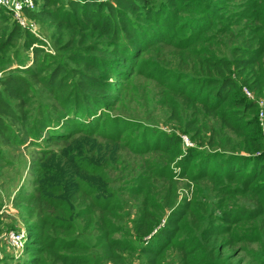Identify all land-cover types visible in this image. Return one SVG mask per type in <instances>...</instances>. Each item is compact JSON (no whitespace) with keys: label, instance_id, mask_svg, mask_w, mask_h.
<instances>
[{"label":"trees","instance_id":"trees-1","mask_svg":"<svg viewBox=\"0 0 264 264\" xmlns=\"http://www.w3.org/2000/svg\"><path fill=\"white\" fill-rule=\"evenodd\" d=\"M39 1V7H24L22 12L29 18L48 20L61 31L89 29L105 37L110 43L105 45L101 52L107 58L95 60L92 65H86V63L93 58L89 57L86 51H78L83 54L77 57L79 62L88 69V73L80 70L73 71L76 76L74 83L76 89L72 92L76 94L75 91H77L80 95L77 98H74V95L73 98L80 102L69 105L67 101L63 104L60 113L46 112L43 115L46 121L42 123L45 129L49 128L46 129L47 133L45 132L46 136H44L43 129L39 127L38 132L33 133L36 140L43 136V139L47 138L51 142L54 139L61 142L81 133L84 136H93L94 142H96V136L115 143L124 141L133 152L156 150L168 157L162 167L151 166L149 170L151 175L155 174L169 181L177 177H186L190 181L207 177L216 180L220 186L223 185L224 191L233 196L246 192L252 194L253 198L256 196L255 207L252 209L238 206L235 209L218 207L222 211L216 213L218 215L214 218L220 225L213 224L212 217L205 220L203 213L198 212L200 216L194 213V220L200 230L199 233L192 234L185 223L188 216H192L193 206L201 207V202L190 197L176 204L177 194L171 189L169 197L161 207L159 202L145 191L149 187V176L144 171L139 176L137 184L129 187L132 194L143 195L139 215L133 223V238H114L112 234L121 229L114 226L110 218H104L105 250L108 251L109 258L115 263H121L122 252L138 250L139 254L144 256L146 264H161V259L165 257L166 252L177 248L182 252L181 264H264V240L261 249L247 252L243 260L237 259V254L233 253L234 239H224L225 234L231 233L233 226L239 227L243 221H256L264 216V185L259 184L264 170V154L262 153L264 141L259 127V106L257 101L249 99L241 88L243 84L255 92L264 89V0H251L250 5L253 6L254 16L247 15L255 22L254 28L251 32L249 31L252 36L248 34L241 38L242 35L237 33L243 45L238 44L233 47L231 51L233 57L211 55L204 58L199 67L194 65L196 69L189 64L179 63L178 67L184 68L185 70L182 71L185 73L178 75V80L169 88L172 93L180 95L194 106V109H196V102L201 104L203 112L215 116L221 127L244 136V141L239 148L243 152L231 150V152L222 153L216 150L219 144L213 141L215 133L211 135L208 143L203 138L192 146H184L178 133L155 130L149 124L141 126L144 130L142 135L138 134V145H133L131 139L122 138L124 131L131 125L130 121L121 122L120 118L109 115L101 108L108 105V100L115 92L116 87L113 83L121 77L124 68L132 64L131 51L144 52L142 42L151 36L147 29L161 30L164 35L153 39L165 42L172 33L174 35L183 31L177 36V42L186 43L197 40L190 43L191 46L190 44L182 46V48L190 46L191 51L196 55L195 44L203 40L202 37L198 39L199 34L204 35L208 30L217 28V24L223 19L217 10L221 12L223 7L220 9L212 7L210 10L205 0ZM2 10L0 7V16L6 18ZM186 14H190V17ZM235 20L230 23L228 20L226 25H230L227 27V33H232L230 28L236 22ZM224 29L225 25L223 29L219 28V33ZM22 32L24 31L16 20L10 25H5L4 32L0 35V72L5 73L4 69L11 67L14 62L21 65L17 59L20 54L17 51H11L10 48L19 41ZM34 46L32 47L34 50L39 48L38 45ZM32 63L31 66L24 68L15 67L16 74H13L12 70L6 71L8 75L0 78V133L9 143L22 144L26 140L23 136L26 135V138L31 133V129L29 130L25 124L18 132L12 125L22 122L23 107L28 101L24 98L29 91V82L23 74L17 73H25L39 80L49 73L46 80L53 91L65 93L69 88L68 80L64 78L67 72L63 67L58 65L48 70V67L44 65L47 63L46 57ZM43 70H46L44 74ZM100 71L107 73L100 75ZM169 106L174 117L179 120L176 104L171 101ZM261 110L264 114V106ZM57 118L62 120L60 125ZM151 131L155 133L152 134ZM183 131H193L199 136L201 131L198 117L187 122V129ZM94 142L91 143L90 148L93 146L96 148L86 150V155H82V161L74 168L76 180L64 175L65 168L63 166L60 168L59 164L54 165L53 172L52 168L49 169L50 167L47 166L49 158L54 156L62 163L65 156L64 152L51 154V150L47 149L49 151H46L44 156L50 155L44 158L46 165L44 169H40L38 185L32 192L18 195L21 200H30L28 214L32 212V207L29 206L35 205L38 200H42L45 206L37 223L29 224L25 230L27 237L23 248L24 256L17 262L18 264H47L45 257L47 254L57 258L62 264H90V258L85 253L87 245L76 238L66 237L74 233L76 229L71 220L74 208L61 192L66 187L67 194L75 193L88 198V206L99 211L113 213L112 209L118 206L117 201L114 200V190L104 188L99 194L98 185L94 181V178L103 174L100 170H103L104 161L101 159H106L108 164L112 163V160L117 159L115 152L113 154L100 152L101 145ZM33 143L38 142L33 141ZM204 145H207L208 149H202ZM107 149L109 147L106 151ZM0 154L4 157L2 147H0ZM92 158H96L95 161L99 160V163L97 165L92 163ZM64 160L65 163L62 164L68 167L67 159ZM172 161H175L174 166H170ZM212 162L215 167H211ZM48 171L61 175L59 177L56 175L54 179L58 182L56 185L42 189L44 184H42V178H46ZM71 184L76 187L72 188ZM164 208L170 209L165 217H163L166 210ZM82 213L85 212L82 211ZM206 221L209 223L205 224ZM133 241L139 242L138 245H134Z\"/></svg>","mask_w":264,"mask_h":264},{"label":"rangeland","instance_id":"rangeland-1","mask_svg":"<svg viewBox=\"0 0 264 264\" xmlns=\"http://www.w3.org/2000/svg\"><path fill=\"white\" fill-rule=\"evenodd\" d=\"M209 5V9L217 10L223 16L222 21L217 24V28L208 30L206 34H199L198 39L202 37L203 40L198 41L195 46L197 54L194 55L190 49V46L196 41L191 42H177V36L182 32L173 33L167 37L168 41H155L156 37H160L163 34L161 30L147 29L148 36L144 39L142 46H144V52L131 51L130 55L133 57L132 64H128L120 78L115 81V92L108 100V105L101 108L103 111H107L109 115H114L120 118L121 122L130 121V127L124 132L123 139H131L133 145H138L139 135H142L144 130V124H149L153 129L173 131L178 133L182 138L184 146H192L198 143V140L203 139L205 142L211 139V135L215 133L214 140L219 147H216L218 153L231 150H243L241 145L244 141V136L235 134L219 125L215 116L208 115L203 112L202 106L199 103L196 104V109L180 95L172 93L169 89L172 84L178 80L182 70H185L180 64H189V66L199 67L200 62L206 57L213 55L214 57H233L231 51L234 46L242 44L241 38L246 37L249 31L254 28L255 22L249 19L247 14H251L253 17V6L251 7V0H205ZM39 0H0V7H2L3 14L6 18L0 16V35L4 32L5 25H10L16 20L24 32H22L19 41L10 48L11 51H17L20 54L17 57V62L10 67L4 69L5 73L0 72V78L8 75L9 70H12L13 74H16L15 67L24 68L31 66L35 60H43V57L47 60L44 64L48 67V70L60 65L65 69L67 74L64 76L68 80L69 88L65 93L59 91H53L46 80L49 73L38 78H32L25 73L23 77L29 82V91L26 98L27 104L24 105L22 122L12 124L15 130L21 131L22 126L25 124L31 129V133L25 138V142L22 144L9 143L0 133V147L4 151V157L0 154V264H14L21 261L24 256L23 248L26 241L27 232H24L25 237L21 240L18 246H11L10 233L12 231H25L27 226L32 223H37L40 214L45 210L44 202L38 200L32 207V212L28 214L27 208L30 200H21L20 193L32 192L33 188L38 185V179L40 178V169L45 167L44 156L46 151L51 150V154H58L64 152V158L62 163H65L64 159H67L68 167L64 166L56 157L48 159L47 166L49 169L53 168L55 164H59V167L65 168L64 175H67L69 179L76 180L74 175V168L82 161V155H86L85 151L96 148L91 147L93 136H84L81 133L74 135V138L66 139L65 141L52 142L43 139V136L36 140L33 133L38 132V128L41 127L42 134L45 135L46 127L42 122L46 119L43 115L52 112H62V106L69 101L71 104H79L80 101H75L80 95L75 91L74 83L76 76L73 71L80 70L88 73V69L81 64L77 57L83 55L80 51H86L87 55L91 58L86 65H92L93 61L104 60L107 56L101 54L103 47L110 43L105 37H101L99 34L87 30H59L54 23L48 20L29 18L23 12L22 8L39 7ZM190 17V14H186ZM231 17V19H230ZM187 19V17H186ZM236 19V20H235ZM233 20L236 22L231 25L232 33H227L226 25ZM225 29L222 31L219 28ZM155 28V27H154ZM222 31V32H221ZM238 34H241V38L238 39ZM264 34V32H263ZM236 35V36H235ZM249 36H252L249 34ZM173 40V42H171ZM35 42V43H34ZM189 47L182 48L183 45ZM33 45V46H32ZM38 45V49L34 50L32 47ZM243 45V44H242ZM193 49V48H192ZM79 51V52H78ZM23 56V57H21ZM194 66L193 69H196ZM45 67V68H46ZM46 70H43V74ZM107 72L100 71V75H105ZM185 73V72H184ZM187 75V74H186ZM198 77V75H197ZM110 81V78H108ZM240 81V79H237ZM1 81V80H0ZM112 83V82H111ZM111 86V87H113ZM244 94L251 100L257 101L259 106V127L260 134L264 141V114L261 107L264 106V89L260 92H255L249 89L246 85L241 86ZM70 92V93H69ZM249 96H248V95ZM67 95V96H66ZM75 95V97H74ZM74 97V98H73ZM73 98V99H72ZM173 101L178 109V119L174 117L170 108V102ZM85 107V106H84ZM83 107V108H84ZM262 112V115L261 113ZM176 115V114H175ZM57 117V116H55ZM195 117H198L200 125V135H196V132H185L183 129H187V122L193 121ZM61 119L57 118V122L60 125ZM21 123V124H20ZM214 130V132H211ZM154 131V130H152ZM151 133H155L152 132ZM47 133V132H46ZM194 133V134H193ZM139 134V135H138ZM137 135V137H136ZM194 135V136H192ZM96 144L101 145L100 152H109L113 154L115 152V161L107 163L106 159H101L103 163V174L94 178L96 181L97 192L104 188H111L114 190L115 201H117V207L110 211H99L92 209L88 206L89 200L86 197H81L79 194H67L66 187L61 192L69 200L71 207L74 208L72 215V221L75 224V231L70 235H66L68 239L76 238L83 244L87 245L86 255L90 258V264H146L143 255L139 254L138 250L130 252H122V262H113L108 255V251L105 250L106 241L105 234L106 228L104 218H110L111 223L114 226L119 227V232L113 233V237L127 239L133 238V223L139 215V209L143 195L132 194L129 191V187H133L137 184L139 176L145 171L149 176V187L145 189L148 195L156 199L159 205L162 207L166 199L169 197L171 189L175 190L177 194L176 204L181 202L184 198H195V201L201 202V207L198 205L193 206L192 216H188L186 220V226L190 233H199L196 221L194 220V213H203L205 220L212 217L213 224L220 223L215 220L216 213H219L221 207L223 209L245 207L252 209L255 207V200L248 192L244 194L237 193L235 196L226 193L223 185H219L216 180L212 178H203L200 180H193L186 177H177L172 181L164 177H157L155 174L151 175L149 170L151 166L162 167L167 162V156L159 151L148 152H133L122 141L115 143L113 141L104 140L96 136ZM33 141L38 142L33 143ZM106 151V148H108ZM113 147V148H112ZM206 147V148H205ZM49 149V150H47ZM114 149H116L114 151ZM202 149H208L207 145L202 146ZM262 153L264 154V148ZM75 157V159H74ZM92 158V163H99V160ZM107 163V164H106ZM106 164V165H105ZM175 161L170 162V166H174ZM211 167H215L214 162L211 163ZM176 171L177 168H175ZM48 171L46 178H42L43 187H51L56 185L55 182L57 173L52 174ZM62 173V172H61ZM55 176V177H54ZM64 179H67L64 177ZM226 183V182H225ZM227 184V183H226ZM259 184L264 185V170L262 177L259 180ZM72 185V184H71ZM70 186V185H69ZM75 188L76 186H71ZM20 194V195H21ZM46 194H49L46 192ZM102 198L105 197L102 195ZM175 204V205H176ZM37 207V208H36ZM164 211L163 217H165L169 208ZM85 212V213H82ZM198 214V215H199ZM31 215V216H30ZM200 216V215H199ZM163 219H161L162 221ZM209 223L208 221L205 224ZM204 226V225H203ZM202 229V227H201ZM51 232V231H50ZM184 235V234H183ZM182 235V237H184ZM233 238L234 246L233 253L237 254V259L245 258V255L249 251L261 249L262 241L264 240V216L256 221H243L232 227L230 234H225L224 239ZM134 245H138L139 242L133 241ZM137 249V247H136ZM231 252V251H230ZM182 252L177 248L169 249L166 252L165 257L161 259V264H181ZM47 264H62L57 258L50 255H46ZM18 264V263H17Z\"/></svg>","mask_w":264,"mask_h":264},{"label":"built area","instance_id":"built-area-1","mask_svg":"<svg viewBox=\"0 0 264 264\" xmlns=\"http://www.w3.org/2000/svg\"><path fill=\"white\" fill-rule=\"evenodd\" d=\"M248 95V94H247ZM249 96V95H248ZM262 115V112H260ZM25 231L19 230V231H12L9 235L10 241H11V246H18L19 243H21V240L25 237L24 234Z\"/></svg>","mask_w":264,"mask_h":264}]
</instances>
